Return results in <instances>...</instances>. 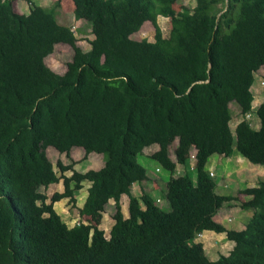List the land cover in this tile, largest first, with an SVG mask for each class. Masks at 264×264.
Returning <instances> with one entry per match:
<instances>
[{
    "label": "trees",
    "instance_id": "trees-1",
    "mask_svg": "<svg viewBox=\"0 0 264 264\" xmlns=\"http://www.w3.org/2000/svg\"><path fill=\"white\" fill-rule=\"evenodd\" d=\"M178 1L72 0L94 35L85 51L58 19L60 0L27 14L0 0V264H264V180L221 194L207 167L212 155L235 152L264 165V101L258 129L247 117L264 67V0H196L175 14ZM159 16L171 20L167 36ZM147 21L155 39L132 38ZM63 43L74 56L58 73L46 58ZM232 103L242 117L235 130ZM154 143L151 157L172 174L165 208L147 192L132 193L149 178L138 156ZM50 146L68 157L74 147L85 159L102 153L105 163L80 172L77 161H58V172ZM178 165L186 170L175 175ZM85 181L81 220L71 226L55 203L75 202ZM61 182L62 192L42 190ZM239 196H248L242 207L253 215L245 228H229L216 215ZM111 199L107 236L101 226ZM206 230L225 233L230 252L210 259L198 240Z\"/></svg>",
    "mask_w": 264,
    "mask_h": 264
},
{
    "label": "rangeland",
    "instance_id": "rangeland-1",
    "mask_svg": "<svg viewBox=\"0 0 264 264\" xmlns=\"http://www.w3.org/2000/svg\"><path fill=\"white\" fill-rule=\"evenodd\" d=\"M55 1L57 0H15L14 4L15 9L18 12L27 14L29 13L30 8L33 6V4L50 7L55 3ZM60 2L62 4V7L59 6V8L57 9V16L59 21L62 24H66L72 27L78 39L77 43L83 50H90L91 40L94 38L91 30V25L86 20L77 19L75 17V14L73 12L74 4L72 0H60ZM195 5L196 0H179L174 6L175 14L179 13L182 10H193ZM158 20L164 36L169 35L171 28L170 18L159 16ZM132 38L136 40H142L144 38L154 40V25L150 21H147L139 31L132 34ZM73 56L74 49L72 46L65 43L57 44L54 52L46 58V63L56 72L65 73L67 70V65L70 61H72ZM252 91L254 94L253 112L252 115H248L247 117L251 118L250 121L252 123V126L255 129H258L260 127V118L257 115V108L259 104L264 101V67H262L255 74V82L252 86ZM232 108L234 111L230 125L232 129L235 130L237 123L242 119V117L240 115V109L236 104H233ZM146 148L144 150L147 153L143 152L142 154H140L138 156V161L146 168L147 174L150 177L146 181H143V183H140V185H134L133 191L138 196H141L142 193L147 192L148 194L154 196L163 208L168 207V201L164 197V192L166 188V182L170 179L172 174L162 167H160V171L158 172L156 170V167H158L159 164L155 159L151 157V155H149L151 149ZM169 150L171 157L176 160L174 145L170 147ZM235 154L242 158V163L237 160L236 157H234ZM47 155L53 162V164H55V168L58 172L59 168L56 167V163L58 161H61L65 164L72 163L73 160L77 161L75 168L80 172H85L89 169H99L103 167L105 163V157L102 153H91V155H89V157L85 159V150L82 147H74L71 150L70 157H68L67 155L60 153L55 147L50 146L47 148ZM193 159V157L190 158L188 165L193 171L191 175L195 179L196 173L194 171V165L192 162ZM225 163H227L229 166ZM211 164H213L215 167L216 175L214 178L217 183H219L217 184L216 191L221 194H232L233 196H237L239 195V191L242 188L255 186L254 184H258L260 181L264 180V165L255 164L237 152H235L231 156L214 154L212 155V157H210L207 167L209 168ZM239 165V172L238 170H234L232 173L228 174V172L231 171L230 169L227 170L229 167L233 169ZM185 170L186 168L183 165H179V168L177 169L175 175L182 174L183 172H185ZM66 174L71 175L72 172L68 171ZM88 186L89 182L85 181L84 187L80 191H77L75 193V202H73L69 198H64L55 203V208L57 209V211L60 213L62 218L70 225H73L74 221L81 220L79 208L83 206L84 201L87 197ZM42 190L50 197L56 191L62 192L64 190V186L61 182L51 185L49 188H42ZM238 198L239 199H234L227 202V204L219 212L221 213L220 216L229 226V228H245L246 223L253 215V210H246L242 207V201L244 199H248V196H239ZM48 201H50V199H48ZM112 202L113 203L111 204L108 203L105 207V214H103L104 219L101 226L105 230L107 236L109 235L111 226L114 223L113 214L116 211L115 201L113 200ZM123 212L126 216L129 215L128 203H124ZM215 233L216 232H214V235H220V233ZM210 238L211 237L208 235L200 237V239L203 240L206 246L207 255L210 259L215 260L219 257L220 254H228L232 249L233 241L228 240L226 236L224 237V241H226V243L221 241L218 242L216 239Z\"/></svg>",
    "mask_w": 264,
    "mask_h": 264
},
{
    "label": "crops",
    "instance_id": "crops-1",
    "mask_svg": "<svg viewBox=\"0 0 264 264\" xmlns=\"http://www.w3.org/2000/svg\"><path fill=\"white\" fill-rule=\"evenodd\" d=\"M177 143H178V141L176 142V144L174 145V147L177 145ZM147 148H150L151 150H150V153H149V155H152L154 152H156L159 148H160V146H159V144H157V143H155V144H153V145H151V146H149V147H147ZM146 148V149H147ZM196 151V149L195 148H192V150H191V152H195ZM144 153H147V152H145V150L143 151ZM89 155H91V154H89ZM89 155H88V157H89ZM234 157H236L237 158V160H239L241 163L243 162V160H242V158L241 157H239L238 155H236L235 154V156ZM192 162H193V160H192ZM226 165H228L227 163H225ZM229 166V165H228ZM158 167H159V165H158ZM158 167H156V170H157V168ZM178 168H179V165H178ZM177 168V169H178ZM231 170L230 172H228V174H230V173H232L234 170H238V172L240 171V165L239 166H237V167H235V168H231V167H229L227 170ZM208 170L210 171V172H213L214 173V177H215V175H216V172H215V167H214V165L213 164H211L210 166H209V168H208ZM237 172V173H238ZM165 182V181H164ZM143 183V182H142ZM140 185V183H134V185ZM217 184H219V183H217ZM259 184V183H258ZM134 185H133V187H134ZM254 185H257V184H254ZM89 186H90V183H89ZM88 186V187H89ZM133 187H132V193L133 194H135V195H137L134 191H133ZM121 200H122V204L124 205V203H127L128 202V196L126 195V194H123L122 195V198H121ZM127 200V201H126ZM113 200L111 199L108 203H113L112 202ZM124 201V202H123ZM103 214H105V212L103 213ZM220 214L221 213H218L217 215H216V219L219 221V222H221V223H223L225 226H227V227H229L226 223H225V221L222 219V217L220 216ZM74 223H75V221H74ZM72 226V225H71ZM215 234H217V233H215ZM202 235L203 236H205V235H208V236H210L211 238L210 239H216L218 242L219 241H221V242H224V243H226V241H224V237L226 236L225 235V233H220V235L218 236V235H214V232L213 231H208V230H206V231H204L203 233H202ZM225 235V236H224ZM202 236V237H203ZM198 240L199 241H203V240H201L200 238H198ZM228 243H229V241H228ZM231 243V242H230ZM205 245V244H204ZM209 245H210V242H209ZM232 247H233V245H232ZM205 249H206V246H205Z\"/></svg>",
    "mask_w": 264,
    "mask_h": 264
},
{
    "label": "clouds",
    "instance_id": "clouds-1",
    "mask_svg": "<svg viewBox=\"0 0 264 264\" xmlns=\"http://www.w3.org/2000/svg\"><path fill=\"white\" fill-rule=\"evenodd\" d=\"M155 144V143H154ZM158 144V143H157ZM153 145V144H152ZM151 146V145H150ZM147 147H149V146H147ZM146 148V147H145ZM144 148V149H145ZM144 151V150H143ZM196 152H197V150L195 151V152H191V156H190V158H192L193 157V155H194V159H193V165H194V162H195V158H196ZM157 171L159 172L160 171V165H159V167L157 168ZM211 173H213V172H210V174ZM177 175V174H176ZM149 176V175H148ZM212 176H214V173H213V175ZM150 177V176H149ZM89 182V181H88ZM90 183V182H89ZM91 184V183H90ZM81 219V218H80ZM80 222V220H78V221H75V223L73 224V225H75L76 223H79ZM203 235H202V233L200 234V237H202ZM204 243V242H203Z\"/></svg>",
    "mask_w": 264,
    "mask_h": 264
},
{
    "label": "built area",
    "instance_id": "built-area-1",
    "mask_svg": "<svg viewBox=\"0 0 264 264\" xmlns=\"http://www.w3.org/2000/svg\"><path fill=\"white\" fill-rule=\"evenodd\" d=\"M193 157H194V155H193ZM211 175H213V173H211Z\"/></svg>",
    "mask_w": 264,
    "mask_h": 264
}]
</instances>
